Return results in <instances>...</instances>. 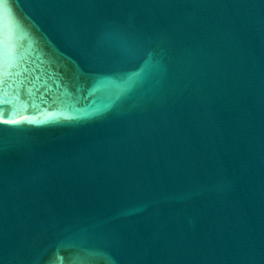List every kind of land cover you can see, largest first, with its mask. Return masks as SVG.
Instances as JSON below:
<instances>
[{
	"label": "water",
	"instance_id": "1",
	"mask_svg": "<svg viewBox=\"0 0 264 264\" xmlns=\"http://www.w3.org/2000/svg\"><path fill=\"white\" fill-rule=\"evenodd\" d=\"M0 264H264V0H0Z\"/></svg>",
	"mask_w": 264,
	"mask_h": 264
}]
</instances>
